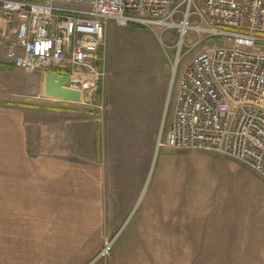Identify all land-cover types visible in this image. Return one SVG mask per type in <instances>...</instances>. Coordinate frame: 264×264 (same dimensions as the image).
<instances>
[{"label": "crops", "instance_id": "obj_1", "mask_svg": "<svg viewBox=\"0 0 264 264\" xmlns=\"http://www.w3.org/2000/svg\"><path fill=\"white\" fill-rule=\"evenodd\" d=\"M112 96L87 131L46 96L38 108L0 107V264H88L97 238L88 243L79 222L100 208L124 231L105 264H264V178L215 153H165L155 164L160 108ZM125 133L141 136L135 168L123 159Z\"/></svg>", "mask_w": 264, "mask_h": 264}, {"label": "built area", "instance_id": "obj_2", "mask_svg": "<svg viewBox=\"0 0 264 264\" xmlns=\"http://www.w3.org/2000/svg\"><path fill=\"white\" fill-rule=\"evenodd\" d=\"M109 23L176 30L189 52L206 45L179 76L166 143L232 158L264 178V0H0L6 62L68 77L65 87L83 98L105 77Z\"/></svg>", "mask_w": 264, "mask_h": 264}, {"label": "rangeland", "instance_id": "obj_3", "mask_svg": "<svg viewBox=\"0 0 264 264\" xmlns=\"http://www.w3.org/2000/svg\"><path fill=\"white\" fill-rule=\"evenodd\" d=\"M203 4L204 0H198L199 7H203ZM193 40L194 38L191 37L190 41ZM179 41L176 30L165 32L161 27L142 25L120 28L115 23H109L105 35L106 46L103 49L105 77L99 80L94 90L85 93L81 103L67 105L58 100L49 99L47 104L50 108L74 113L75 116H78L82 129L84 128L83 131H87L89 114L101 112V108H105V91L109 89L112 90V99L121 102L124 108L135 100L137 103L147 104L152 111L153 108H160V125L155 134L158 142L155 164L159 165L160 159L165 153L174 154L173 157L213 153L174 151L166 143L167 131L174 117L179 76L206 47V45H200L189 52L185 47L178 46ZM4 55V47L0 46V107H42L44 101L40 99L45 98V96L38 89L42 74L16 70L3 60ZM118 94L120 95L119 98L116 97ZM127 126L123 124V127L127 128ZM122 138L123 159L127 165L135 168L136 163L141 160L139 157L143 148L141 136L133 134L130 138L125 133ZM118 148L120 149V147ZM136 151L139 154H136ZM132 153L135 156H132ZM86 159L88 160V158ZM151 161L152 156L150 160H145L146 167H151ZM148 168L145 172L146 180L152 179V174L147 170ZM128 174L136 179V172ZM139 205L135 206L131 217L136 215ZM100 211L96 212L98 214L97 220L91 222L81 220L79 222L81 228L91 229L88 243L95 236L97 238V251L89 255L91 258L88 264H105L104 262L110 260L115 246L121 239L120 235L124 232H119L122 225L119 221L113 222L109 226L106 225L103 209ZM114 214L120 215V209L116 208ZM108 242L114 243L113 250L107 258L99 260L97 258L99 253Z\"/></svg>", "mask_w": 264, "mask_h": 264}, {"label": "water", "instance_id": "obj_4", "mask_svg": "<svg viewBox=\"0 0 264 264\" xmlns=\"http://www.w3.org/2000/svg\"><path fill=\"white\" fill-rule=\"evenodd\" d=\"M69 82L68 77L48 74L45 77V96L67 103H81L83 96L78 90H71L65 87Z\"/></svg>", "mask_w": 264, "mask_h": 264}]
</instances>
